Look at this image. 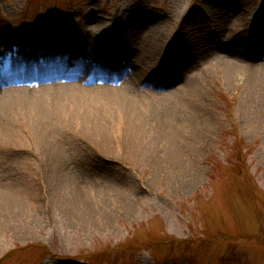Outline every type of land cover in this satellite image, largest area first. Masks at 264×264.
Returning a JSON list of instances; mask_svg holds the SVG:
<instances>
[{
    "label": "rangeland",
    "instance_id": "rangeland-1",
    "mask_svg": "<svg viewBox=\"0 0 264 264\" xmlns=\"http://www.w3.org/2000/svg\"><path fill=\"white\" fill-rule=\"evenodd\" d=\"M204 51L262 63L264 0H0V87L146 76L129 101L0 115V264H264V79L207 76L173 107L152 91Z\"/></svg>",
    "mask_w": 264,
    "mask_h": 264
},
{
    "label": "bare ground",
    "instance_id": "bare-ground-1",
    "mask_svg": "<svg viewBox=\"0 0 264 264\" xmlns=\"http://www.w3.org/2000/svg\"><path fill=\"white\" fill-rule=\"evenodd\" d=\"M87 27H90L92 30L102 28ZM200 53L203 59L198 64V67L190 70L184 75H178L169 70L166 66L162 68L158 67L155 71H151L152 76L157 80L152 86V91L157 92L155 98L160 107H173L178 105L182 97L177 93L185 89L192 90L194 86L203 81L207 76L222 75L225 77H232L238 74H247L251 77L264 79L263 61L258 64L253 62L250 63L239 58H234L224 51L214 53L204 51ZM175 68L174 70L178 71L179 66L176 64ZM57 69L56 71L50 69L47 72H50V75L52 72H55L57 75H63L67 72V69L64 68L59 69L58 67ZM144 77H146L144 74H140L136 68H133L129 71L126 78L127 81H130V79L133 78L142 79ZM131 92V88H129L128 84H125V82L122 84H109L103 82L92 85L83 79H66L59 81H38L34 83H12L11 85L7 84V87L1 90L0 115H4L9 111L22 109L24 105L26 106L31 103H46L47 101L63 99L87 98L102 101L120 98L129 101L132 100ZM130 122L135 126L136 118L130 116ZM146 132L147 130L144 132V136ZM125 134L132 136L138 135L133 126H129L128 130H126L122 136L124 137ZM125 138H128V136L126 135ZM171 138V135L167 136V143H171ZM146 140L148 141L149 139L146 138Z\"/></svg>",
    "mask_w": 264,
    "mask_h": 264
},
{
    "label": "trees",
    "instance_id": "trees-1",
    "mask_svg": "<svg viewBox=\"0 0 264 264\" xmlns=\"http://www.w3.org/2000/svg\"><path fill=\"white\" fill-rule=\"evenodd\" d=\"M56 103H60V102H54V103H51V104L53 105V104H56ZM61 116H64L63 113H62V109L59 108V109L54 110L53 108H51V110L48 109L47 111H45L43 113L42 120L43 121H46V118H51L52 120H54V119H58ZM67 133H69V132H67ZM68 137L70 139H73V140H76L77 141V138L75 137V135L73 133L72 134L69 133L68 134ZM68 142H69V140H67V143ZM67 143H62L61 141L58 142V146L62 149L63 152H64V150L65 151L66 150H69V144H67ZM62 144L64 145L63 147L61 146Z\"/></svg>",
    "mask_w": 264,
    "mask_h": 264
}]
</instances>
